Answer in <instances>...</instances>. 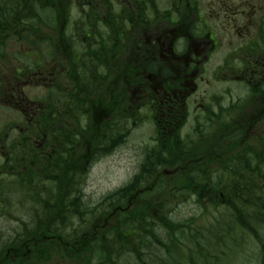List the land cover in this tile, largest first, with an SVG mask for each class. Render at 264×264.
Segmentation results:
<instances>
[{
	"label": "trees",
	"instance_id": "1",
	"mask_svg": "<svg viewBox=\"0 0 264 264\" xmlns=\"http://www.w3.org/2000/svg\"><path fill=\"white\" fill-rule=\"evenodd\" d=\"M120 12L130 15L117 0H0V109L14 115L0 119V216L20 194L40 209L27 226L29 214L13 202L21 225L0 233V264H229L235 241L246 235L258 243L256 264H264V79L245 87L263 97L249 118L241 108L233 122L223 117L221 128L158 138L127 182L94 202L86 199L91 165L85 169V161L118 148L138 115L127 110L133 92L118 78L121 123L114 115L102 123L96 114L84 119L86 108H98L104 86L115 91V65L129 43L120 35ZM52 61L64 71L32 88V96L23 94L21 76H45ZM55 117L83 128L59 130V138L76 142L60 144L56 160H36L23 151L33 143L22 140H49ZM84 141L93 147L87 150ZM25 155L32 166L41 164L37 174L22 169ZM191 198L198 215L211 205L210 230L182 214Z\"/></svg>",
	"mask_w": 264,
	"mask_h": 264
},
{
	"label": "flooded vegetation",
	"instance_id": "2",
	"mask_svg": "<svg viewBox=\"0 0 264 264\" xmlns=\"http://www.w3.org/2000/svg\"><path fill=\"white\" fill-rule=\"evenodd\" d=\"M203 1L117 0L120 7L130 12V15L120 12L124 23L120 28V35L125 36L129 41L125 45L126 54L124 59L119 58L115 65L117 71L115 91L104 86L106 94L100 90L101 100L98 108L93 107L91 111L89 107L86 108L84 119L88 121L87 115L90 120V115L96 114L102 123L105 117L111 118L114 115L117 126L121 123L122 94L121 84L117 83L118 78L124 80L129 93L133 92V98L126 103L129 113L138 114L137 119L147 117L148 122L159 132L154 136L156 144L158 138L164 142L179 129V135L185 139L193 129L221 128L224 123L223 117H231L233 122V115L241 108L248 113L246 116L249 118L255 107L254 102L263 99L258 92L254 95L246 91L242 96L227 99L224 104H220L217 100L212 105L202 103L200 110L196 109L200 116L193 118L190 113L192 107L189 106L192 93L189 90H194L198 81L204 78L207 70L212 67L210 66L213 61L212 56L220 43L218 31L219 33L230 31L229 33L240 36L237 43L233 42L236 46L234 51L225 57L219 67L226 79L241 78L240 82L244 88L246 85L260 83L261 79H264V50H262L264 10L258 14L254 9L242 11L243 19L236 21L235 5L232 4L236 2L235 0H209V3L207 0ZM63 71V68L59 70L58 65L53 62L51 71L40 78L42 81H51ZM34 79H37V76L34 77L32 74L22 84H33ZM235 103L237 107L234 111ZM208 112L212 117H205ZM261 113H264V109ZM253 126L256 128L257 124ZM80 128L83 127L79 124L61 122L55 117L50 139L44 137L41 142L35 141L36 139L22 140L26 144L33 143L30 147H24L23 151L28 155L34 154L33 158L36 160L41 158L56 160L58 157L53 155L62 151L60 144L69 142L70 145V142H76L74 139H69L67 142L59 138V130H64L66 135L74 130L79 131ZM185 129L189 131L183 132ZM79 134L80 132H77L76 136ZM85 144L88 145L87 150L91 149L92 145ZM73 147L70 146V152ZM7 152L8 150L3 152L2 156H6ZM106 156L108 155L103 157ZM22 159L24 171L34 167L28 171L30 175L37 174L41 169V164L32 166L31 162L26 160L27 155ZM90 162L94 161L88 159L85 161V169ZM66 168V166L60 167L58 175L60 173L63 175Z\"/></svg>",
	"mask_w": 264,
	"mask_h": 264
},
{
	"label": "rangeland",
	"instance_id": "3",
	"mask_svg": "<svg viewBox=\"0 0 264 264\" xmlns=\"http://www.w3.org/2000/svg\"><path fill=\"white\" fill-rule=\"evenodd\" d=\"M235 1L236 2L232 4L235 5L234 19L236 21L243 19V14L241 13L242 11L254 9L256 10V14H258L264 10V0ZM207 3H209V0H207ZM214 19L218 21L216 18ZM229 32L219 33L218 31L220 43L218 49L213 53V61L210 65L212 67L207 70L204 78L198 81L196 88L194 90H189L192 93L189 100V106L192 107L190 113L193 118L200 116V113H198L196 109L200 110L199 107L202 103L212 105V103L215 104V101L217 100L220 104H224L227 99L242 96L246 93L245 88L240 82L242 80L241 78L233 77L232 80H227L224 72H221L219 69L225 57L234 51L236 46L233 44L237 43L240 38L239 35L237 36L235 33ZM33 90L34 89L30 87L27 88L25 92L29 96H32ZM11 118H14V115H12L9 110H6L5 108L0 109L1 120H9ZM148 121L149 119L147 117L144 119H137L136 116V118L130 122L126 137H124L123 142L120 143L121 145L110 155L93 163L87 169L88 173L85 181L84 194L89 202L96 201L107 192L112 191L127 182L136 172L138 163L142 161L143 151L145 152L146 149L150 151L152 148L157 147V144L154 142V136L157 135L158 131L156 127ZM186 131H189V129H185L183 132ZM48 186L49 185H46L43 190L48 191ZM17 196L18 198L15 201L14 196L9 199V203H11L10 207L4 209L3 215L0 216V233H6L13 231L14 229H19V225H21V221L17 220L18 215L11 213L13 202H20V206L24 212L29 214L28 219L26 218L22 221L23 224L27 226H29L28 221L31 220L30 216L33 217L36 213L39 214L40 209H38V204H36L33 200H30L27 195L23 196L20 194ZM193 201L194 198H191L190 201L181 206L183 209L182 214L187 217L194 216L196 219L194 224L197 227L199 226L206 231L210 230L212 224L211 215H213V211L210 209L211 205L206 207L208 210H203V213L201 212L198 215L197 207ZM36 209L38 210L35 212ZM205 211L206 213H204ZM31 223L32 222H30V224ZM206 234L210 235L208 232ZM233 247L235 255L232 260L228 257L227 261L229 264L257 263L259 259L258 243L249 235L242 238V241L240 242L235 241Z\"/></svg>",
	"mask_w": 264,
	"mask_h": 264
}]
</instances>
